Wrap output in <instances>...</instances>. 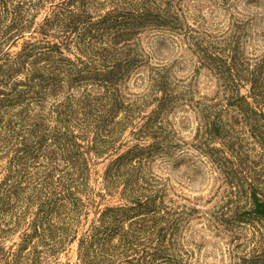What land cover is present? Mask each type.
Instances as JSON below:
<instances>
[{"label":"rangeland","instance_id":"rangeland-1","mask_svg":"<svg viewBox=\"0 0 264 264\" xmlns=\"http://www.w3.org/2000/svg\"><path fill=\"white\" fill-rule=\"evenodd\" d=\"M23 1L27 3L23 8L26 19L33 22L18 36L9 39L6 44H0V264H93L83 255L81 242L94 227L101 225L103 213L108 207L128 208L136 204L125 199L126 195L122 193L124 184H119L115 192L108 189L105 170L119 153L129 147L153 142L150 136L140 140L137 133L147 117L153 114L157 101H151L133 118L124 138L107 148H101L99 153L92 149L95 133L81 135L80 130L74 127L77 141L90 159L87 186L78 193L84 205L78 211L71 210L70 201L62 199L56 206H45L40 191L36 190L41 189L38 182L44 177L49 152L55 151L57 169L54 173L49 172L48 176H51L46 179L56 180L60 171L65 169L64 156L57 155L58 138L52 134L57 132L60 120L64 118L58 111V108H62L60 104L68 100L70 93L76 99L86 93L93 97L103 93L105 88H98L92 81L86 80L72 83L60 73L54 84V88L60 89L59 92H55L49 83L37 87L36 92L27 89L31 68L29 61H37L40 65L51 61L43 56L49 52L47 45L57 47V51L51 54L54 60L71 59L79 66L83 65L79 61H89L92 54L78 44L76 32H69L65 36L58 32L55 24L50 25L47 31L41 30L40 25L48 16L53 17L60 0ZM180 4L185 26L195 28L207 38L226 37L231 33L234 23H243L238 32L241 59L237 65L239 69L233 68L235 76L228 72L223 74L213 71L191 40L183 34L184 30L172 33L148 29L136 38L142 61L120 86L131 99L136 95L148 94L150 75L154 69H167L178 99L170 105L165 120H168V125L175 132V140L180 144L154 153L146 164V170L150 171L149 174L163 190L165 206L174 207L171 211L184 205L196 210L182 221L180 239L183 248L190 254L178 264H236L238 258L231 252L230 247L234 243L231 244L230 233L216 228L210 210L226 194L227 183L221 164L229 167L233 165L242 174L248 172L249 180L260 179L264 167V138L259 136L260 133H254L242 116V109L250 110V106L264 111V102L255 99L251 92L252 82L246 81L255 63L264 57V0H181ZM8 20H11L10 15ZM31 43L37 47L35 52L40 50L42 54L29 53L26 57L28 63L21 69L6 59L21 55ZM56 72L58 74V70ZM222 75L230 76L231 79H236V76H240L239 80L242 78L236 92L238 96L247 97L250 106L244 103L238 109L236 104H231V93L225 90ZM21 90L26 92H20L15 99ZM162 94L159 90L155 98H160ZM202 103L213 105V109L223 116L224 124L220 133L212 138L204 132ZM258 119L259 125L264 127V120ZM45 125L50 132L43 137L40 149L36 150L34 136H38ZM10 127H13L14 132L7 136L5 133ZM14 183L22 187L20 199L9 194ZM262 185L264 188V183ZM119 213L122 214V211ZM127 213L129 216H123L119 221L112 243H118L130 228L141 226V218L149 219L147 214H141L140 211ZM66 214L74 218V231L60 242L52 234H57L59 228L64 226L59 219ZM146 235L149 237L150 233L146 232L142 236ZM240 235L241 238L235 241L237 244H241L245 238L252 239L250 237L255 234L248 226ZM144 238L140 241L144 244L136 247L138 252L127 253L130 259L135 258V262L145 255L143 249L150 253L156 252L157 238L152 242L149 238L148 242L144 241ZM250 244L252 242H247V245ZM151 254L146 257L151 259ZM121 257L114 264H121L120 261L124 259ZM99 264L106 262L99 261Z\"/></svg>","mask_w":264,"mask_h":264},{"label":"trees","instance_id":"trees-1","mask_svg":"<svg viewBox=\"0 0 264 264\" xmlns=\"http://www.w3.org/2000/svg\"><path fill=\"white\" fill-rule=\"evenodd\" d=\"M25 1L31 2V0ZM180 1L60 0L56 4L53 17L48 16L40 25L42 31H47L50 25L55 24L58 32L65 36L69 32H76L78 44L91 53L92 57L87 62L79 61L83 64L80 66L71 59L54 60L51 54L57 51V47L47 45L49 52L44 53L43 56L51 60L48 64L40 65L37 61H29L31 68L28 90L36 92L37 87L49 83L55 92H59L60 89L54 88V84L56 76L60 73L67 76L69 78L67 81L72 83L86 80L92 81L98 88H105L103 93L93 97L90 93H86L82 98L76 99L72 98L70 93L68 100L60 104L62 108H58V111L64 118L60 120L57 132L52 134L58 138L57 155L64 156L65 169L60 171L56 180L46 179L51 176H48L49 172L54 173L53 171L57 169L55 151L51 154L49 152L47 166L43 171L44 177L38 182L41 189L36 190L40 191L45 206L49 207L51 204L56 206L62 199L70 201L71 210L73 208L78 211L84 205L78 193L87 186L90 159L87 157V151L81 149L82 145L77 141L78 137L74 127L80 130L81 135H87L89 132L95 133L92 149L99 153L102 151L101 148H107L115 141L124 138L133 118L139 115L151 101H157L153 114L147 117V121L137 133L140 140L150 136L154 139L153 142L147 145L138 143L129 147L119 153L105 170L104 178L108 189L115 192L119 184H124L122 193L126 195L125 199L135 201L136 204L128 208L125 206L108 207L103 213L101 225L94 227L81 242L83 255L87 256L93 264H99V261L114 264L120 256L124 258L120 261L121 264H162V262L178 264L190 254V251L183 248L180 230L182 221L196 210L184 205V207L179 206L178 209L171 211L174 207L165 206L163 190L156 184V179L149 174L150 171L146 170V164L154 153L165 148L178 147L180 144L176 141L177 139L175 140V132L168 125V120H165L170 105L178 99L174 94L170 76L165 67L154 69L150 75V92L145 95H136L133 99L126 96L120 86L129 73L142 61V53L138 49L136 38L148 29L172 33L184 30L183 34L191 40L200 52L201 58L209 64L213 71L216 70L223 74L228 72L235 76L236 72H233V68L235 66V70L239 69L237 65L241 59L238 32L243 23L240 21L234 23L231 33L226 37L207 38V36L200 35L195 28L185 26ZM24 4L27 3L24 1L22 3V0L21 2L0 0V44H6L12 37L18 36L33 22V20L26 19ZM9 15L11 20H8ZM29 45L30 47H27L21 55L6 59L21 69L28 63L26 61L28 54L37 50L34 43ZM35 54H42V51L39 50ZM239 78L240 76H236V80L234 77L231 79L230 76L222 75L223 85H226L225 90L231 93V104H236L238 109L242 108L244 103L250 106L247 97L238 96L239 93L236 92L237 87L243 81ZM246 81L252 82L251 92L255 99L259 98V101L264 102V57L255 63L254 70ZM159 90L163 94L160 98H155V93ZM20 92H26V90L19 91L15 99L19 97ZM200 105L203 107L204 132L210 134L212 138L220 133L224 124L223 116L219 111L214 110L211 104L202 103ZM0 106H2L1 103ZM242 112V116L252 131L260 133L259 136L264 138V127L258 123L259 117L264 120V111L255 110L250 106V110L242 109ZM12 121L15 122L13 119ZM11 132H14L13 127L8 128L5 135L9 136ZM49 132L45 125L41 127L40 134L34 136L37 143L35 144L36 150L40 149L43 137H46ZM221 167L225 172L226 194L223 195L222 201L210 210V216L216 228H222L230 233L231 244L234 243L230 247L231 252L233 251L238 258L236 264H264V188L262 185L264 167L260 173L261 178L252 180L248 179V172L242 174L233 165L229 167L221 164ZM21 189L19 183H14L9 189V194H14L17 199H20ZM35 196L37 197L38 194ZM135 210L140 211L141 214H147L149 219L141 218V226L130 228L125 231L126 234L118 243H112L121 218L129 216L127 212ZM119 211H122V214ZM73 221L74 218L66 214L59 219L64 226L59 228L57 234L52 235L61 242L74 231ZM248 226L255 235L250 237L252 239L245 238L241 244H237L235 241L241 238L240 232ZM146 232L150 233L149 237L142 236ZM143 237L147 242V238L150 242L157 238L156 252H151V254L143 249L145 255L140 261L135 262L133 260L135 258L130 259V254L127 253L138 252L136 247L142 244L140 241ZM247 242H252V244L247 245ZM92 244L96 246L92 247ZM150 254L151 259L146 257Z\"/></svg>","mask_w":264,"mask_h":264}]
</instances>
